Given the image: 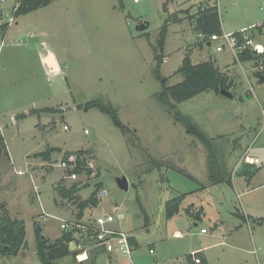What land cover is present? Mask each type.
<instances>
[{"label":"rangeland","instance_id":"374dc122","mask_svg":"<svg viewBox=\"0 0 264 264\" xmlns=\"http://www.w3.org/2000/svg\"><path fill=\"white\" fill-rule=\"evenodd\" d=\"M213 2L223 33L246 30L264 51V0H53L21 16L13 14L15 0H0V202L27 230L26 246L16 256L0 254V264H41L34 226L39 223L43 235L55 240L60 221L44 212L77 218L78 205L56 191L59 184L74 183L84 186L82 199L106 192H99V204L87 207L82 220L124 214L115 226L138 241L135 264L170 263L198 248L207 264H264L263 62L241 61L228 46L211 54L224 39L208 46L190 15ZM169 16L179 20L165 31L159 71L168 84L182 80L175 72L189 54L193 63L213 60L233 83V97L210 90L165 104L153 45ZM11 17L15 22L1 28ZM140 21L149 23L145 31L136 29ZM48 49L60 62L57 73L42 59ZM99 99L112 105L125 133L107 113L84 108ZM184 121L210 144L192 135ZM52 148L61 151L50 159L36 156ZM78 150L87 152L81 157L86 164L76 153L69 156L72 165L61 166L66 152ZM245 151L262 162L249 185L236 174ZM84 166L93 172L74 171ZM225 168L233 182L214 183ZM122 176L127 190L117 183ZM178 196L179 211L169 217L167 203ZM202 227L207 234L199 233ZM105 259L100 256L98 264H108ZM112 264L129 262L116 252Z\"/></svg>","mask_w":264,"mask_h":264},{"label":"trees","instance_id":"16d2710c","mask_svg":"<svg viewBox=\"0 0 264 264\" xmlns=\"http://www.w3.org/2000/svg\"><path fill=\"white\" fill-rule=\"evenodd\" d=\"M53 0H15V5L13 6V14L15 16H21L37 10L41 7L47 6ZM177 15V14H176ZM194 31L204 37V42H208L211 39V36L214 34H222V24L219 14V9L216 2L205 3L199 6L198 11L190 15ZM176 17L172 16L167 18L166 23L163 27L161 38L157 41V45H153L155 50V56L158 59L157 66V77L160 78L165 84V92L163 98L165 104L170 106L174 102H182L187 99H190L197 94L213 90L215 93L221 95V89H231L233 83L229 80V77L226 73L222 72L213 62V60L202 61L200 63H193L189 54H186L181 67L175 72L176 74L182 75V80L174 85L168 84V78L161 75L160 65L163 62V47L165 43V31L167 32V26L173 21H178ZM8 24L5 23L2 25L4 30L7 28ZM237 33V32H235ZM240 34H238L239 36ZM240 42H243L244 39L239 36ZM204 43H200L202 47ZM238 59L241 61H254V63H261L264 61V52L250 51L245 50L238 53ZM260 76H263L262 73ZM103 99L94 100L88 102L84 108H98L102 112L110 115L114 123L122 129V132L125 133L128 128L118 117L115 109L109 103H103ZM46 110H54L53 108H47ZM179 120V119H178ZM181 122V121H180ZM184 125L189 128L192 135L200 138L202 141H206L210 144L209 139L204 138L205 136L196 130L195 127L190 125L187 121H184ZM4 140L0 135V152L4 149ZM61 151L59 148L48 149L39 153H36V156H43L45 159H50L52 152ZM79 154V163L86 164L85 160H82L81 157L87 152L84 150H78L75 152L68 151L63 157V160L69 161V156L72 154ZM72 164V162L70 163ZM227 168V167H226ZM220 170L219 177L213 178L214 183L221 181L232 182L230 171L228 169ZM76 173H86L87 175L91 174L93 170L89 167H77L74 170ZM256 172V169L252 171ZM213 177V175H212ZM1 182V180H0ZM84 188L77 183H74L71 187L66 185L59 184L56 187V191L60 198L63 200H69L75 202L78 205L79 212L77 217L82 218L84 216V210L91 206L96 207L99 202V192L102 190H95L87 199H82L79 195V192ZM181 204V198L178 196L173 200L168 201L167 203V214L169 217H172L175 213H178ZM0 254L8 256L18 255L22 248L26 246L27 243V230L26 225L23 219L12 217L7 204L5 202H0ZM34 236L36 242V251L39 257L41 264H58V261L66 258L72 257L73 260L69 264H98L100 256L106 254V251L101 247H93L88 251V258L84 261H78L76 255L79 253V250L71 251L70 245L74 240L73 232L71 231H62L61 235L55 239L51 240L49 237L43 235V227L36 223L34 226ZM131 244L135 249L139 247L138 241L133 236L131 237ZM202 257V256H201ZM188 261L190 264H198L195 261V257L189 256ZM207 264L206 260L202 257L201 263Z\"/></svg>","mask_w":264,"mask_h":264},{"label":"built area","instance_id":"2783aa9c","mask_svg":"<svg viewBox=\"0 0 264 264\" xmlns=\"http://www.w3.org/2000/svg\"><path fill=\"white\" fill-rule=\"evenodd\" d=\"M15 22V17H11L7 22L9 25ZM241 36L244 41L240 42L239 36ZM221 38L224 39L223 44H219L214 47L215 51H223V49L228 46L232 51L242 52L245 50H250L252 52H264L262 47L255 42L253 38L246 34L245 31L237 32V33H222V34H214L211 36V41L216 42ZM238 58V56H237ZM260 68H264V61L260 65ZM264 111V109H263ZM69 161L63 160L61 166L67 167L70 164ZM19 173L22 174L24 171L19 170ZM72 177H76L77 175L73 173ZM34 183V191L40 200V191L38 185ZM45 216H51L56 220L60 221V228L62 231H71L74 235V240L71 243H76L77 250L79 253L76 255L79 261H84L88 258V251L93 247H101L106 251L107 254H116V252L120 253L124 257L128 259L129 264H135L133 260V252L135 250L134 246L131 244V237H133L129 232L117 228L115 224L120 223L124 219L123 213L118 214H104L94 217L93 219H86L85 221L82 218H73V219H65L62 217H58L47 212H44ZM202 233H206L207 229L202 228ZM154 249H149L151 254L154 253ZM196 263H201L200 257H195Z\"/></svg>","mask_w":264,"mask_h":264},{"label":"crops","instance_id":"0c3cea01","mask_svg":"<svg viewBox=\"0 0 264 264\" xmlns=\"http://www.w3.org/2000/svg\"><path fill=\"white\" fill-rule=\"evenodd\" d=\"M8 24V23H7ZM9 25V24H8ZM193 26V25H192ZM1 28H2V25H1ZM4 29V28H3ZM211 40H209L208 42H210ZM207 42V43H208ZM211 43H213V41H211ZM261 47H262V49H263V46L261 45V44H259ZM211 47H212V45H211ZM212 49L214 50V47H212ZM49 51H52L51 49H48V52ZM53 52V51H52ZM215 53H217V51H215L214 50V53H212L211 52V54H215ZM53 54H54V56H55V59L57 60V62H58V65H59V70L58 71H53V70H51V68L49 67V71L50 72H59L60 70H61V65H60V62H59V60L57 59V57H56V54L53 52ZM46 55H47V53L46 54H44V55H42V59H43V61H44V58L46 57ZM202 62V61H201ZM198 63H200V62H198ZM262 78H264L263 76H262ZM262 81H264V79H261ZM232 87H233V85H232ZM232 87H231V89H232ZM231 89H228L229 91H231L232 92V90ZM233 93V92H232ZM222 95V94H221ZM224 96V95H223ZM239 147V146H238ZM249 147V146H248ZM236 149V148H235ZM246 151H247V149H246ZM246 151L244 152V154H243V159L245 160L243 163H242V166H240V168L238 169V171H236L237 173L236 174H238V175H240L239 177H242L244 180H245V183H246V185H249L250 184V180L254 177V175L256 174V173H253L252 171H254L255 169L257 170L258 169V166L260 165V164H262V162H261V160H259L256 156H251V155H248L247 153H246ZM238 157H240V156H238ZM239 159V158H238ZM242 159V158H241ZM238 162H241L240 160H238ZM257 172V171H256ZM232 177H231V179L233 178V174L231 175ZM233 182V181H232ZM260 185H264V183H262V184H260ZM195 226H198V224L197 223H195ZM202 228H205V227H202ZM201 228V229H202ZM201 229H200V231H199V233L200 234H207L208 233V230H207V232L206 233H202L201 232ZM174 235L175 236H181L182 235V233H180L179 231H175V233H174ZM151 248H153L154 250H155V246L154 245H151L150 247H149V249H151ZM149 251V250H148ZM155 252L156 251H154V253L153 254H155ZM203 253V251H202V249L201 248H198V249H193V250H191V251H188V252H186V253H184V254H180V255H177L175 258H173V259H171L173 262H168L167 260H157V259H154V263H152V264H190V261H188V257L189 256H193V257H200V258H202L203 256L201 255ZM149 254H151L150 252H149ZM152 254V255H153ZM115 254H105V257H106V261H107V263L108 264H112V262H113V256H114ZM202 256V257H201Z\"/></svg>","mask_w":264,"mask_h":264},{"label":"water","instance_id":"95a60500","mask_svg":"<svg viewBox=\"0 0 264 264\" xmlns=\"http://www.w3.org/2000/svg\"><path fill=\"white\" fill-rule=\"evenodd\" d=\"M149 23L140 21V23L137 24L136 29L138 31H145L148 28ZM208 46H211L212 43L211 41L207 43ZM211 52L214 53V50L211 49ZM44 62L51 68L53 71H58L59 70V65L57 60L55 59V56L52 51H49L46 57L44 58ZM264 79V78H262ZM221 94L226 96V97H233V93L229 91L228 89H221ZM117 183L118 185L122 188L127 190L129 187V182L128 179L125 176L118 177L117 178ZM105 191H102V194H105ZM70 250L75 251L77 250V245L76 243H71L70 245Z\"/></svg>","mask_w":264,"mask_h":264}]
</instances>
